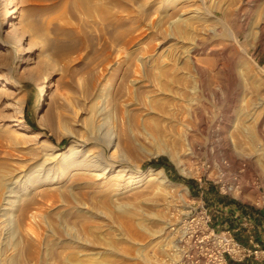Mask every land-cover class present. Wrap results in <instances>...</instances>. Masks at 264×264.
Here are the masks:
<instances>
[{
    "label": "rangeland",
    "instance_id": "rangeland-1",
    "mask_svg": "<svg viewBox=\"0 0 264 264\" xmlns=\"http://www.w3.org/2000/svg\"><path fill=\"white\" fill-rule=\"evenodd\" d=\"M19 1L21 40L4 13L12 5L0 10V173L10 182L72 145L102 160L108 139L125 166L104 178L71 164L32 173L30 204L0 227V264H177L176 203L195 196L219 215L223 199L237 200L208 178L221 157L232 172L246 162L238 201L249 207L248 184L264 178V54L245 48L264 2L252 7L251 41L237 43L228 21L240 0ZM131 172L140 177L120 184Z\"/></svg>",
    "mask_w": 264,
    "mask_h": 264
},
{
    "label": "built area",
    "instance_id": "built-area-1",
    "mask_svg": "<svg viewBox=\"0 0 264 264\" xmlns=\"http://www.w3.org/2000/svg\"><path fill=\"white\" fill-rule=\"evenodd\" d=\"M230 167V161L225 157L210 161L208 178L217 177L214 182L220 194L242 200L245 190L242 174L248 166L245 161L241 162L236 172ZM248 186L253 195L247 202L254 207H264V178L256 179ZM172 215L174 220L169 224V231L174 239L172 247L177 264H242L249 259L264 263V246L256 240L255 224L251 220L247 223L248 244H244L232 230L214 226L212 213L202 198L193 196L189 201L177 202Z\"/></svg>",
    "mask_w": 264,
    "mask_h": 264
},
{
    "label": "bare ground",
    "instance_id": "bare-ground-1",
    "mask_svg": "<svg viewBox=\"0 0 264 264\" xmlns=\"http://www.w3.org/2000/svg\"><path fill=\"white\" fill-rule=\"evenodd\" d=\"M240 2H241V5L235 13V17H236L235 23H231L228 21L230 36L237 43H241V39H242L243 34H246L249 41H251V34L252 33H250V31H249V25L251 24L252 7L256 6L259 3H263L264 0H240ZM5 3L8 6L12 5L10 7V9H5V7H4ZM22 5L20 4L19 0H0V10L2 7H4V13H8L10 15L9 20L11 22L8 21L7 24L14 26V28L16 27V24L12 21L14 19H17L19 14L23 11ZM17 13H19V14H17ZM12 14H16V15L13 16ZM258 19L259 20H258V25L256 26L255 37L252 38L251 43H248L249 47L245 48L246 53H250V50L256 51L258 49V47L260 46L261 48L259 50V54L260 53L264 54V13H262V15H260V17ZM17 29L18 28L16 27V30ZM18 31H19L18 35H19L20 40H21L24 37L25 31L22 29H18ZM208 32L212 33L211 30H208ZM209 33H207V35H209ZM194 44H196V43H194ZM239 45H241V44H239ZM242 48H244V47H242ZM19 50L20 49L18 48V51ZM18 51H16V54H19ZM192 52H195V49H192ZM244 55H245V52H244ZM245 56H247V54ZM14 61H17L16 57H15ZM27 62H29V61L27 60ZM252 62L259 66L260 65V56L259 57H258V55L254 56L252 59ZM255 67H257V66H255ZM259 67H260V71H262L264 73V65L259 66ZM19 129L27 131V130L31 129V125L28 123H23L19 126ZM0 143H1V139H0ZM78 144L79 143L77 141H75V145L77 146ZM78 146L81 147L80 144ZM107 147L113 148V151L110 154V157H106L105 159L102 158V160L100 159V155L96 154V153H89L88 155L83 157L84 151H85L84 146H83V148H81V150H79V147L75 148L72 145V146L68 147L61 154H55L54 155L53 152L50 153L48 157L42 159L43 161L40 164L35 165L33 168L28 167L29 171H26L23 174H22L21 170H18V172L15 171L16 172L15 177H13L10 182L9 181L7 182L5 180V176L0 173V185L1 184L3 186L8 185L7 188L5 189V191L2 194H0L2 197L1 198L2 199V207L0 205V227H2V224L3 223L5 224V222H7L8 219L12 216V212H11L12 210H15L19 206L20 207L22 206V205H20L21 202L24 201L26 204L30 199L32 200L33 195H31V192H33V191L27 190L26 188H24V185L28 184L29 181L31 180L32 173H38L37 174L38 176H45L46 175V177H49L50 173L54 172L53 175L55 176V174L61 170L60 168L65 167L66 164H71V165L78 166L80 168H86V169L89 168L90 170L91 169L92 170H98V171L102 170L103 173H100V176H101V178H104L105 173L107 171L111 172L112 169L114 167H117V166H121V165L125 166L123 164V161H124L123 159L121 160L120 157H115L114 152L116 151V146L109 139L107 140ZM161 150L162 149H160V151ZM68 151H70V152L68 153ZM166 152H167L166 154H168L170 156V158L173 159L175 157L172 154V152H169V151H166ZM156 154H158V153H156ZM80 158H82V159H80ZM127 170H128V172L130 171V169H127ZM127 170L120 169L119 171L120 172H126ZM182 170H183V168H182ZM7 171H9V170H7ZM147 171H148L149 175L153 176V177H151L152 179L157 178V177H161L163 182L169 183L170 185L173 184V182H171L170 180L167 179V177L163 173L162 169L148 168ZM138 177H140V176L139 175L137 176L136 174H133L132 172L128 177H127V174L125 175V174L121 173L119 182H120V184H122V183L128 184L132 181H135ZM14 178H16V180ZM127 178H128V180H127ZM129 178H132V179H129ZM13 184H14V186H13ZM29 202H28V204H30ZM8 205H10V206H8ZM32 217H33V215H32ZM173 220H174V218H173ZM169 226L170 225H168V228H169ZM173 240H172V246H173Z\"/></svg>",
    "mask_w": 264,
    "mask_h": 264
},
{
    "label": "crops",
    "instance_id": "crops-1",
    "mask_svg": "<svg viewBox=\"0 0 264 264\" xmlns=\"http://www.w3.org/2000/svg\"><path fill=\"white\" fill-rule=\"evenodd\" d=\"M224 206L220 214L213 212V224L217 229L228 228L234 232L235 237L244 244H248V220L255 224V238L264 246V207L244 206L238 200L223 199ZM240 264V263H233ZM242 264H264L252 259Z\"/></svg>",
    "mask_w": 264,
    "mask_h": 264
},
{
    "label": "trees",
    "instance_id": "trees-1",
    "mask_svg": "<svg viewBox=\"0 0 264 264\" xmlns=\"http://www.w3.org/2000/svg\"><path fill=\"white\" fill-rule=\"evenodd\" d=\"M152 164L157 166V167H165L164 163L161 160H157L155 162H152ZM178 178L180 179L181 177H178Z\"/></svg>",
    "mask_w": 264,
    "mask_h": 264
}]
</instances>
